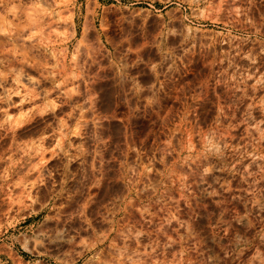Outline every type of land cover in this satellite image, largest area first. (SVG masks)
Masks as SVG:
<instances>
[{"label": "rangeland", "instance_id": "374dc122", "mask_svg": "<svg viewBox=\"0 0 264 264\" xmlns=\"http://www.w3.org/2000/svg\"><path fill=\"white\" fill-rule=\"evenodd\" d=\"M165 23L180 34L162 38V47L187 54L161 104L133 114L123 103L127 83L116 84L108 57L131 47L130 63L143 43L140 55L155 59L154 37ZM129 74L142 84L154 79L144 64ZM62 80V89L79 85L81 95L58 100L55 115L33 114L14 137L0 128V174L7 169L21 184L11 194L19 211L4 205L0 247L8 253L0 258L110 264L116 248L150 250L186 237L188 225L184 247L165 246L162 257L194 260L191 247L217 264L234 235L264 229V139L253 127L264 130V0H0V95L6 88L37 95L9 114L43 106ZM86 85L97 94L94 110H83ZM59 119L74 133L61 141L64 151L46 133ZM209 128L222 152L192 163L188 145L198 151ZM129 231L143 234L130 241Z\"/></svg>", "mask_w": 264, "mask_h": 264}, {"label": "clouds", "instance_id": "9594fccd", "mask_svg": "<svg viewBox=\"0 0 264 264\" xmlns=\"http://www.w3.org/2000/svg\"><path fill=\"white\" fill-rule=\"evenodd\" d=\"M174 28H168L167 23H165L161 30L154 37L156 43L152 45V48L155 49V59L149 58L145 60L140 52L144 50L143 43L135 49L137 55L136 59L132 62H126L125 57L128 52L133 51L129 47L124 55L114 58L109 56V63L105 67H110L114 69L116 84L121 86V81H126L127 88L124 92L125 99L123 103L129 108V111L133 114L140 112L142 110L154 109L159 106L162 102L163 96L165 94V88L168 83L171 81L173 74L178 70V62L182 63V57L187 53L183 50L177 54L175 48L162 47V38L166 40L168 36L179 35ZM188 39V36L185 35V40ZM124 44H129L130 38L124 36L122 41ZM183 43V42H182ZM75 60V57H73ZM139 64H144L148 68L149 72L154 78L151 83L142 84L139 80L129 74V70L135 68ZM103 67L97 68V73L103 71ZM47 78V77H45ZM32 81L33 85H39L40 81L28 77ZM68 78L65 77V80ZM73 80L81 79L78 75L72 76ZM16 82L19 83V75L16 77ZM65 83L64 80L59 83H54L52 92H55L57 89H61L59 94L55 98H49L51 96L50 92H45L43 99V106L40 104H35L33 107H30L27 112L21 111L19 116H13L9 114V110L12 108L21 109V106L26 103L32 104L36 99L37 95L33 94L32 90L24 92L15 88H6L4 94L0 95V113L3 115V120L0 121V128L3 129L4 134H11L13 137L16 134L17 129H19L23 124L29 123L33 119V114L40 117L52 113L55 115L56 109L60 107V104L57 103L59 100L61 104L67 103L68 99H71L72 96L81 95L79 91V85L76 89L67 88L62 89V85ZM84 94H87V99L84 100V103L88 105L87 109H83L82 105H76L83 110H94V101L97 99V94H92L87 85L84 89ZM14 96H19V103L13 101ZM63 98V99H62ZM135 99V106H132L129 101ZM71 115V113H68ZM264 122V121H262ZM51 127V125H49ZM257 131L260 132L261 139H264V130L260 129L259 124L253 125ZM67 129V131H66ZM48 133V136H51L55 142L56 149L64 151L61 141L66 139L68 136L73 135L71 129H68L65 120H58V127L52 129ZM59 134L60 140H56V136ZM200 138L197 143L199 144V149L196 152L191 150V145H188L189 155L188 160H191L192 163H196V157L199 156L200 161H207L208 157L215 156L222 152V147L219 143L217 135L214 133V130L209 128L206 134H199ZM4 137H0L3 139ZM48 137L43 134L38 137L39 142H43ZM38 141H30V143H37ZM227 147V145H224ZM67 155V152H64ZM9 159L11 157H8ZM131 171V169H129ZM204 174H207L209 171L208 167H203L202 169ZM11 177L9 171L6 169L3 174H0V193H3V201H0V238L3 237V230L7 228V224L4 222V205L10 204L7 208L8 212L16 213L19 209L16 208L17 204H20L21 201L18 200L14 195H11L15 192V189L21 187V184L18 182H10ZM27 197V193H25ZM264 207V206H262ZM175 217H173L174 219ZM186 228L187 236L177 237L176 240H171L169 238L165 241V245H157L156 247H151L150 250H133L127 246H122L116 248L114 255L110 260V264H206V261L199 259V252L195 248H189L188 252L191 254L193 259H177L173 257L172 260H168L162 257L161 253L164 250L165 246H171L172 244H177L181 248L184 247L186 239L191 237V229L188 225H182ZM143 233L137 231L134 234L129 231L128 240L134 241L135 237L142 235ZM227 234V232L225 233ZM15 238H13V243ZM39 243V241H38ZM160 249L159 251L157 249ZM0 252H4L6 255L8 253V247H0ZM221 255L217 260V264H264V229L259 232H255L246 236H242L239 233L234 235L227 245H224L221 248ZM183 256V253H181ZM0 264H9V261L4 258H0ZM10 264H16L15 259L10 261Z\"/></svg>", "mask_w": 264, "mask_h": 264}, {"label": "bare ground", "instance_id": "6f19581e", "mask_svg": "<svg viewBox=\"0 0 264 264\" xmlns=\"http://www.w3.org/2000/svg\"><path fill=\"white\" fill-rule=\"evenodd\" d=\"M7 60H8V58H7Z\"/></svg>", "mask_w": 264, "mask_h": 264}]
</instances>
